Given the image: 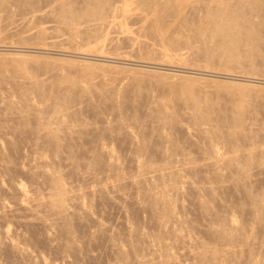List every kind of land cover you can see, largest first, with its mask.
I'll return each instance as SVG.
<instances>
[{"label": "bare ground", "instance_id": "obj_1", "mask_svg": "<svg viewBox=\"0 0 264 264\" xmlns=\"http://www.w3.org/2000/svg\"><path fill=\"white\" fill-rule=\"evenodd\" d=\"M263 48L264 0H0V257L264 264Z\"/></svg>", "mask_w": 264, "mask_h": 264}, {"label": "rangeland", "instance_id": "obj_2", "mask_svg": "<svg viewBox=\"0 0 264 264\" xmlns=\"http://www.w3.org/2000/svg\"><path fill=\"white\" fill-rule=\"evenodd\" d=\"M263 50H264V48H263ZM139 55H143V54H138V56H136L135 58L137 59V57H139ZM141 58H143V56H140ZM132 58H134L133 56H132ZM140 58V59H141ZM257 58V57H256ZM144 59H146V58H144ZM257 60L259 61V59L257 58ZM199 61H201V60H199ZM199 61H197V62H195V63H197L198 64V62ZM202 61H204V60H202ZM255 61L256 60H254V63H255ZM258 61H256V62H258ZM204 62H206V61H204ZM204 62L202 63H200V64H203V68H200L201 66H196V67H198V68H200V69H206L207 67V70H209V69H211V68H209V66H207V65H209V63L207 64V62L205 63L206 65L204 66ZM243 62V63H242ZM241 63H239L240 65H236V66H233V69L232 70H235V71H238V68H242L243 70H239V71H243L244 73H246L247 74V72H249L247 75H249L252 79L254 78V79H258V78H260V79H258V80H261V78L264 76L263 74H264V67H263V65H261V64H258L259 62H262V61H259L257 64H256V68H255V66H253L255 69H256V71H251V72H255V73H257L256 74V76L254 75L255 73H253V75L254 76H252V73L250 72V70L253 68V67H251V66H249V65H253L254 63L253 62H248V63H251V64H248V63H245L244 61H242ZM138 64V63H137ZM219 65V64H218ZM255 65V64H254ZM207 66V67H206ZM215 66V65H214ZM216 67L217 68H220V66H217V64H216ZM236 67V68H235ZM249 67L251 68L250 70H249ZM159 70H165V67L163 66H159V68H158ZM255 69H253V70H255ZM246 70V71H245ZM238 71V72H239ZM202 72V71H201ZM205 72V71H204ZM234 72V71H233ZM241 73V74H243L244 75V73ZM186 73H189V74H197V72L195 71V72H193L192 70H191V72H186ZM259 74H261V75H259ZM263 75V76H262ZM154 92H153V94H152V92L149 94V96L147 95V94H142L141 95V98H142V100L143 101H145V100H153L152 98H156L157 100H170L169 98H171L170 96H169V93L167 92V91H164L163 92V90H160V89H157V91H155L156 89H152ZM158 90H160V92L158 91ZM147 91V90H146ZM149 91H151L150 89H149ZM142 93H144V91L142 92ZM146 93V92H145ZM148 93V92H147ZM157 93V94H156ZM155 95H157V96H155ZM165 95H167V96H165ZM148 96V97H147ZM152 97V96H155V97H152V98H149V97ZM155 99V100H156ZM194 137V136H193ZM192 137V138H193ZM193 139H195V141H196V138L194 137ZM123 150V149H122ZM126 150H128L127 148H125V150L124 151H126ZM102 210H105L106 211V213H104L105 211H102L101 210V208H100V205H99V208H97L95 211H96V213L100 216V215H103V216H100L101 218H104V220L103 219H101L103 222H105V223H107L108 222V224H110L109 222H111V224H113V226L115 225V227H118V228H120L119 227V224L117 225V223L116 222H119L121 219L119 218L120 216L122 217V214H119V213H117V211H116V209L111 205V204H108V206L106 205V207H105V203H104V206H103V204H102ZM104 207V208H103ZM110 207V208H109ZM99 210H101V212H103L102 214H101V212H97V211H99ZM115 210V211H114ZM113 211V212H112ZM112 213V214H111ZM106 214V215H105ZM141 214V213H140ZM116 216H118V217H116ZM144 213H142V216H139V218L142 220V219H144ZM106 218H107V220H106ZM111 220H110V219ZM119 218V219H118ZM113 219V220H112ZM118 220V221H116V220ZM123 219V218H122ZM106 220V221H105ZM113 222V223H112ZM117 225V226H116ZM11 227H14L12 224L10 225ZM20 229V228H19ZM22 229V228H21ZM37 244H40V245H38V247L36 248V247H31V245H30V247H29V249H32V251H34L35 253H36V250L35 249H37V251L38 250H41L40 252H44L45 254H47V256L49 257L50 256V259L48 258V257H46L45 255H43L44 257H45V259L46 260H54L55 258L53 257V256H55L56 257V253H54L53 251H51V252H48V250H46V248H45V250H43V248H44V246H42V244L39 242H37ZM36 246V245H35ZM33 248H35V249H33ZM95 251H97V252H95ZM34 252H32L33 254H34ZM93 252L94 253H98V252H100V249L98 250V249H94L93 250ZM102 252V253H101ZM100 252V258L102 259V260H105L106 258H107V260H109L110 259V255L108 254V253H106V252H103V251H101ZM3 253V252H2ZM0 253V256H5V254L6 255H8L7 253ZM49 253H51V254H49ZM2 254V255H1ZM49 254V255H48ZM103 254H105V255H103ZM109 255V256H108ZM103 256V257H102ZM108 256V257H107ZM6 257V256H5ZM3 258V257H0V259H1V261H2V263L4 264V263H6V264H13L14 263V261L16 262V260H15V257H14V259H12L11 258V256H8L7 257V259L6 258ZM106 257V258H105ZM60 257L57 255V257H56V259H58V261H60V259H59ZM105 258V259H104ZM109 258V259H108ZM5 259V260H4ZM10 261H12L11 263H8V262H10ZM57 261V260H56ZM85 262H80L79 264H85L86 262H87V264H99V262H97L96 261V263H94L95 261H86V260H84ZM99 261V260H98ZM0 264H1V262H0Z\"/></svg>", "mask_w": 264, "mask_h": 264}]
</instances>
